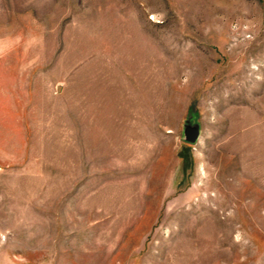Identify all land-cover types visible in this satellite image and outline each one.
Here are the masks:
<instances>
[{
	"label": "rangeland",
	"instance_id": "obj_1",
	"mask_svg": "<svg viewBox=\"0 0 264 264\" xmlns=\"http://www.w3.org/2000/svg\"><path fill=\"white\" fill-rule=\"evenodd\" d=\"M0 264H264V0H0Z\"/></svg>",
	"mask_w": 264,
	"mask_h": 264
}]
</instances>
